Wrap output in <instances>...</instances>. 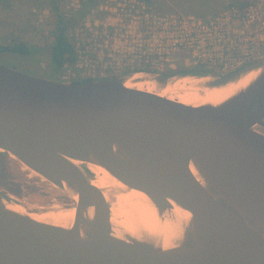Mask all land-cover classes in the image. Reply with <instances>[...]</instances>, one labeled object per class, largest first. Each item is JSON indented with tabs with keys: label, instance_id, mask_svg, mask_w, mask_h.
<instances>
[{
	"label": "water",
	"instance_id": "1",
	"mask_svg": "<svg viewBox=\"0 0 264 264\" xmlns=\"http://www.w3.org/2000/svg\"><path fill=\"white\" fill-rule=\"evenodd\" d=\"M248 74L217 103L135 86L216 88ZM263 117L264 62L222 76L134 71L79 82L0 64V154L75 202L62 226L31 216L59 207L22 204L0 188V264H264V143L251 133ZM77 160L145 193L158 230L136 235L112 222Z\"/></svg>",
	"mask_w": 264,
	"mask_h": 264
},
{
	"label": "built area",
	"instance_id": "2",
	"mask_svg": "<svg viewBox=\"0 0 264 264\" xmlns=\"http://www.w3.org/2000/svg\"><path fill=\"white\" fill-rule=\"evenodd\" d=\"M88 13L72 39L77 59L64 65V81L195 66L222 76L264 62L257 26L264 0L205 19L163 15L145 0H104Z\"/></svg>",
	"mask_w": 264,
	"mask_h": 264
},
{
	"label": "rangeland",
	"instance_id": "3",
	"mask_svg": "<svg viewBox=\"0 0 264 264\" xmlns=\"http://www.w3.org/2000/svg\"><path fill=\"white\" fill-rule=\"evenodd\" d=\"M65 20L69 21V34L75 40V31L83 24L91 8L100 3L89 4L88 0H54ZM155 11L163 15L176 14L208 18L230 9L244 7L256 0H145ZM53 0H0V46L13 43L27 44L33 51L20 54L12 51L0 52V64L38 77L57 79L65 69L54 74L50 64V47L53 40ZM89 4V5H88ZM99 14V16H101ZM257 25L264 29V16ZM264 50V46H262ZM257 64V63H254ZM252 64V65H254ZM110 74V73H108ZM107 74V75H108ZM62 79V77H61ZM80 79V78H77ZM264 143L261 129L252 130ZM11 156V157H10ZM0 154V181L11 183L14 192L7 193L14 200L34 207H66L74 210V199L46 179L25 169L13 155ZM11 179L6 180L5 175ZM1 189L5 191L4 187Z\"/></svg>",
	"mask_w": 264,
	"mask_h": 264
},
{
	"label": "bare ground",
	"instance_id": "4",
	"mask_svg": "<svg viewBox=\"0 0 264 264\" xmlns=\"http://www.w3.org/2000/svg\"><path fill=\"white\" fill-rule=\"evenodd\" d=\"M251 76L252 74H248L237 83L231 82L216 88H182L169 91L166 87L167 91L161 92L152 86H142V83L135 86L157 97L166 96L172 102L198 105L205 102L217 103L223 100L240 85L245 84ZM74 163L85 165L93 173L92 184L102 189L105 198L110 203L112 222L136 235L155 233L158 230L155 210L145 193L134 188L129 189L126 184L98 164L79 160ZM23 166L33 174H37L25 165ZM11 207L17 209L15 206ZM172 211L179 217L189 214L187 210L175 205H173ZM31 216L41 221L68 226L73 221L74 210H71L70 206L59 207L40 214H31ZM164 231L167 232V230Z\"/></svg>",
	"mask_w": 264,
	"mask_h": 264
},
{
	"label": "trees",
	"instance_id": "5",
	"mask_svg": "<svg viewBox=\"0 0 264 264\" xmlns=\"http://www.w3.org/2000/svg\"><path fill=\"white\" fill-rule=\"evenodd\" d=\"M103 0H88L87 3L95 4L100 3ZM52 13L54 16V30H53V40L50 47V64L53 67L54 74L60 69H63L65 64H73L77 59V54L73 45V40L69 34V21L65 20L63 15L60 13L58 6L55 1L52 2ZM88 4V5H89ZM12 51L20 54H28L33 51L27 44L24 43H13L11 45L0 46V52ZM166 73H196V74H206L208 73L205 68L200 66H195L192 68H180L177 70L167 71ZM111 76V75H110ZM61 79V77H56ZM91 79H78L72 80L70 82H79Z\"/></svg>",
	"mask_w": 264,
	"mask_h": 264
},
{
	"label": "flooded vegetation",
	"instance_id": "6",
	"mask_svg": "<svg viewBox=\"0 0 264 264\" xmlns=\"http://www.w3.org/2000/svg\"><path fill=\"white\" fill-rule=\"evenodd\" d=\"M167 71H165V72H163V73H166ZM166 74H169V73H166ZM171 74V73H170ZM256 129H261L262 130V132L264 133V117L262 118V123H260V124H256L253 128H252V130L255 132V130ZM1 155H3V154H1ZM5 178H6V180H8V181H11V179L10 178H8L7 177V174L5 175ZM1 187H4V189H5V193H14L13 191H12V187H11V183H1V181H0V188Z\"/></svg>",
	"mask_w": 264,
	"mask_h": 264
}]
</instances>
